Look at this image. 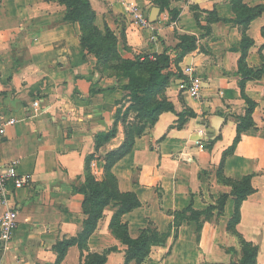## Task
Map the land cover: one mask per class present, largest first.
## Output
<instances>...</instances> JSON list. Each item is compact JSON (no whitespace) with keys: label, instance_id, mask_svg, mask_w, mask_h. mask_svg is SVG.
I'll list each match as a JSON object with an SVG mask.
<instances>
[{"label":"crops","instance_id":"0c3cea01","mask_svg":"<svg viewBox=\"0 0 264 264\" xmlns=\"http://www.w3.org/2000/svg\"><path fill=\"white\" fill-rule=\"evenodd\" d=\"M95 23L110 27L119 39L124 58L163 54L168 49L173 72L166 90L176 112H163L154 127L137 137L134 149L112 168L122 193L134 192L141 205L122 216L129 234L137 238L153 226L169 232L165 245L154 246L142 264H240L239 236L229 230L236 209L232 187L219 179L252 175L255 192L241 207L237 232L258 246L257 264H264V73L246 79L240 68L255 71L264 65V13L244 29L232 0H171L161 9L156 0H91ZM249 7L264 0H245ZM138 6L149 18L159 6L158 20L149 27L136 22L131 8ZM193 6L216 10L223 19L206 31L195 18ZM171 10L179 17L172 19ZM202 26L208 25L203 13ZM67 7L48 0H0V105L9 126L3 144L4 162L19 161L31 186L12 190L10 205L18 212V226L7 244H0L2 264H56L58 244L78 238L88 215L84 195L76 190L86 181L88 163L97 179L104 178V154L120 146L124 125L109 143L97 149V136L111 130L125 102L122 85L127 78L99 76L97 60L81 44L78 22L66 21ZM198 37L197 49L178 62L180 36ZM247 36L252 43L245 48ZM242 62V64H241ZM195 63L204 78L203 99L184 88L182 67ZM94 91V92H93ZM256 103L254 126L244 131L233 153H225L238 136L241 118L248 113L247 99ZM40 100V108L34 102ZM124 108H126L124 106ZM193 111L179 125L181 112ZM205 128L206 134L199 130ZM202 139V145L197 144ZM229 194L223 211L218 207L202 228L184 220L173 226L175 213L189 206L206 210ZM118 203L106 206L86 247L75 243L60 264H84L90 252L116 247L106 264H125V245L112 231ZM5 207L0 205V218ZM130 264H136L132 262Z\"/></svg>","mask_w":264,"mask_h":264},{"label":"trees","instance_id":"16d2710c","mask_svg":"<svg viewBox=\"0 0 264 264\" xmlns=\"http://www.w3.org/2000/svg\"><path fill=\"white\" fill-rule=\"evenodd\" d=\"M57 1L67 7L66 21L78 22L81 27V44L86 51L85 59L88 54H93L97 57L103 69L113 70L116 76L120 78H127L128 82L122 85V89L126 93L125 102L128 105H122L117 112V120L114 127L106 133L97 136L96 146L99 149L101 146L109 143L117 136L118 124L122 122L124 125L125 138L120 146L112 151L107 152L103 156L105 162L104 178L97 179L92 174L90 169V162L88 163L86 181L78 186L76 190L81 192L84 199V211L88 215L85 223V228L78 238L65 240L58 244L60 257L56 264L64 257L69 246L78 243L81 247H86L89 236L96 229L99 219L103 216L106 206L113 202L118 203L120 209L115 214L112 220L111 229L113 233L125 244L126 261L125 264L135 262L142 264L149 256L154 246L165 245L170 235L169 232L161 233L152 225L143 229L137 238H132L129 234V227L127 223L122 221V216L141 205V202L134 192L122 193L119 190L117 177L113 174V166L130 153L134 147L137 137L143 135L148 129L154 127L160 115L165 111L176 112L175 105L169 101L166 96V90L172 82L173 72L167 71L171 64V56L169 50L166 49L163 54H156L153 56H137L133 59L124 58L119 49V39L117 35L106 26L104 30L100 29L95 23L96 12L92 7L91 0H48ZM156 3L161 9L170 7L171 0H156ZM234 11L237 14V19L233 20L236 24L243 26L246 29L251 22L264 13V5L256 7H249L245 4V0H232ZM195 11V18L199 25L206 31V35H210L212 28L211 24L223 20L217 13L213 11H201L199 7L193 6ZM203 13H206L208 25L202 26L201 20ZM178 10H171L172 19L179 17ZM180 42L176 46L179 49L178 62H180L185 55L195 51L198 46V37L196 35L184 34L180 36ZM252 41L245 36L243 46L247 48ZM242 64V62H241ZM244 81L241 86L244 88L246 79L257 78L264 73V65L261 69L255 71L253 69L240 68ZM94 92V91H93ZM247 103L249 105L248 113L241 118L238 125V136L229 150L225 153V158L233 153L237 143L241 138V134L254 126L252 112L256 107V103L249 98ZM124 106L126 108H124ZM135 112V124L130 122L129 114ZM179 116V125L187 119V116L195 117L193 111L181 112ZM222 166L219 170V179L232 187V194L236 196V209L233 218L229 222V230L239 236L242 246L243 256L240 264H257L258 246L252 242L247 241L240 235L236 227L241 221V207L247 198L255 192L252 185V175L243 177L242 179H233L226 177L223 174ZM229 194H223L217 206H209L206 210H196L192 206L177 211L173 226H180L184 220L194 221L199 224V231L202 228L201 217L206 215L209 218L212 211L218 207L223 211ZM116 247L105 249L103 252H90L84 261V264H106L108 255L115 251Z\"/></svg>","mask_w":264,"mask_h":264},{"label":"built area","instance_id":"2783aa9c","mask_svg":"<svg viewBox=\"0 0 264 264\" xmlns=\"http://www.w3.org/2000/svg\"><path fill=\"white\" fill-rule=\"evenodd\" d=\"M136 22L142 27H149L152 25L149 18L138 7L131 8ZM183 82L186 92L195 99H203L204 78L199 73L195 63L187 64L182 67ZM41 106L40 100L34 102V107L39 109ZM17 122L15 118H7L1 105H0V205L5 207L0 218V244H7L14 235L18 226V212L10 205V194L12 190L31 186L33 178L31 175H22L19 173V161L13 160L10 163L4 162L3 144L5 142L7 129L9 126ZM201 135L206 134V129L199 130ZM202 139L198 140L197 144L202 145ZM94 174L98 175L97 163L92 161ZM2 264V260H0Z\"/></svg>","mask_w":264,"mask_h":264},{"label":"rangeland","instance_id":"374dc122","mask_svg":"<svg viewBox=\"0 0 264 264\" xmlns=\"http://www.w3.org/2000/svg\"><path fill=\"white\" fill-rule=\"evenodd\" d=\"M96 60H97V72L99 74V76H108V77H117L116 76V73L113 71V70H106L105 68L103 69V66L100 64V68H99V62H98V59L97 57L95 56ZM118 78V77H117ZM130 116V122L131 123H134L135 120H134V117H135V112H131L129 114ZM135 124V123H134Z\"/></svg>","mask_w":264,"mask_h":264},{"label":"water","instance_id":"95a60500","mask_svg":"<svg viewBox=\"0 0 264 264\" xmlns=\"http://www.w3.org/2000/svg\"><path fill=\"white\" fill-rule=\"evenodd\" d=\"M160 11H161V9H160L159 6H155L152 9V11H151V13L149 15V20L151 21V23H155L158 20V16L160 14Z\"/></svg>","mask_w":264,"mask_h":264}]
</instances>
